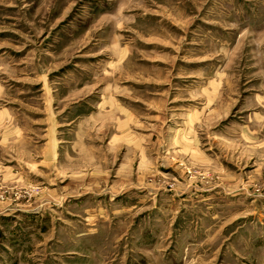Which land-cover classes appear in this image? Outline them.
I'll use <instances>...</instances> for the list:
<instances>
[{
	"label": "rangeland",
	"instance_id": "374dc122",
	"mask_svg": "<svg viewBox=\"0 0 264 264\" xmlns=\"http://www.w3.org/2000/svg\"><path fill=\"white\" fill-rule=\"evenodd\" d=\"M0 264H264V0H0Z\"/></svg>",
	"mask_w": 264,
	"mask_h": 264
}]
</instances>
